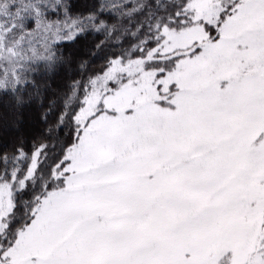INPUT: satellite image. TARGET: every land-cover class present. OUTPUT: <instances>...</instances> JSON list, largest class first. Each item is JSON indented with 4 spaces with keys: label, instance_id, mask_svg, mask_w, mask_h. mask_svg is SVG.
<instances>
[{
    "label": "snow or ice",
    "instance_id": "1",
    "mask_svg": "<svg viewBox=\"0 0 264 264\" xmlns=\"http://www.w3.org/2000/svg\"><path fill=\"white\" fill-rule=\"evenodd\" d=\"M10 7L16 18L0 23V264H264V0ZM196 26L204 36L190 52L159 50L169 31ZM25 44L34 58L20 61ZM126 56L151 69L152 115L105 104L139 83L115 68ZM101 117L118 123L98 134ZM245 209L251 222L221 240Z\"/></svg>",
    "mask_w": 264,
    "mask_h": 264
},
{
    "label": "rangeland",
    "instance_id": "2",
    "mask_svg": "<svg viewBox=\"0 0 264 264\" xmlns=\"http://www.w3.org/2000/svg\"><path fill=\"white\" fill-rule=\"evenodd\" d=\"M25 2V0H8L7 3H0V23L7 20L10 25L12 20L16 18L17 9L10 7V5L20 6ZM2 12V13H1ZM163 30V29H162ZM2 34V33H0ZM20 34H14V39L18 40ZM204 36L199 27H192L183 29L180 32L169 31L167 34L168 42H162L160 45L161 51L166 53V56L176 55L179 52H190L193 40H199ZM166 50V51H165ZM17 59L23 61L25 58L29 60L32 52L27 44L22 48H17ZM166 58V57H165ZM11 59V57H9ZM8 69L11 70L12 64H9ZM118 71H127L129 74V79H137V77L131 76V73H140L139 83L133 86L131 83L125 84L119 88V90L111 96L105 98V104L107 107L115 108L119 115L123 116V110L127 108H134L139 113L145 115H152L156 109V106L152 103L155 98L156 93L154 92V87L150 86L151 72L142 71V64L139 60H127L124 61V68L122 69L119 64L115 65ZM112 78V70L109 69L104 76H97L96 84L93 81V91L90 93V105L92 106L90 110H94L95 103L103 95L104 82ZM86 114V113H84ZM118 123L115 117H101L95 122V127L98 129V134H103L114 129L115 125ZM259 213H257V217ZM247 217V219H246ZM251 222V216L248 211L242 210L240 214L233 217L232 220L226 225L225 229L221 231V240H227L235 238L238 236L242 228Z\"/></svg>",
    "mask_w": 264,
    "mask_h": 264
},
{
    "label": "trees",
    "instance_id": "3",
    "mask_svg": "<svg viewBox=\"0 0 264 264\" xmlns=\"http://www.w3.org/2000/svg\"><path fill=\"white\" fill-rule=\"evenodd\" d=\"M7 3L8 2V0H0V3ZM139 2H141V0H137V3H139ZM0 8H1V5H0ZM2 13V12H1ZM155 23V22H154ZM198 27V26H197ZM134 30V29H133ZM203 33V32H202ZM136 44H137V47H139L140 46V42L139 41H136L135 42ZM159 50L161 51V48H159ZM166 51V50H165ZM165 53V52H164ZM166 54V53H165ZM34 58V54L32 53V55H31V57L29 58V60H31V59H33ZM125 59H127V60H136L135 58H132V59H129L127 56L125 57ZM148 72H151V69H149V71ZM97 76H99V75H97ZM96 76V77H97ZM95 77V78H96ZM154 92H155V89H154ZM43 158V157H42ZM44 179V177H37V182H42V180Z\"/></svg>",
    "mask_w": 264,
    "mask_h": 264
}]
</instances>
